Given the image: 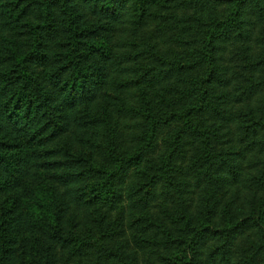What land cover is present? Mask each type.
Listing matches in <instances>:
<instances>
[{
  "label": "trees",
  "instance_id": "trees-1",
  "mask_svg": "<svg viewBox=\"0 0 264 264\" xmlns=\"http://www.w3.org/2000/svg\"><path fill=\"white\" fill-rule=\"evenodd\" d=\"M173 2L171 15L183 19L187 34L176 54L156 49L153 38L111 43L94 25L99 18L107 30L138 32L159 19L153 8L165 1L0 0V18L31 33L24 70L53 65L48 52L58 36L64 50L45 90L27 72L0 83V135L11 145L0 152V191L12 203L0 225V264H56L50 245L42 250L31 241L39 233L72 248L63 264H264V0L194 2L183 6L190 19ZM230 44L241 48L226 65ZM115 48L122 50L118 62ZM51 88L66 105L64 127L46 95ZM102 88L121 92L116 123L103 119L111 113L100 117ZM122 120L124 129L116 126ZM64 134L80 153L72 160L48 147ZM48 179L62 190L56 213L53 191L32 189ZM32 201L38 204L29 209ZM72 208L117 211L122 220L128 212L143 260L104 245L101 235L65 234L61 223ZM97 223L114 230L106 216ZM21 228L31 234L25 254L14 233Z\"/></svg>",
  "mask_w": 264,
  "mask_h": 264
},
{
  "label": "rangeland",
  "instance_id": "rangeland-1",
  "mask_svg": "<svg viewBox=\"0 0 264 264\" xmlns=\"http://www.w3.org/2000/svg\"><path fill=\"white\" fill-rule=\"evenodd\" d=\"M165 1V7L158 6V8H153V12L157 13V15H160L159 19L149 22V25L145 29H142L138 32H131L126 35H122V33H119L118 30L112 31L114 27H108V30L104 28L106 26V23L104 20L95 18V26L102 27L101 33L104 35H109L111 43L114 40V43H129L130 41H137L138 43H144L146 39L149 41L150 39H155L156 49H159L160 51H165L167 53L176 54L180 51H182V47L179 45L178 40H181L185 36V31H183L182 27L184 25L183 19L180 18L177 20L176 17L172 16V8L174 7L175 0H161ZM202 0H180L177 3V5L182 7V10L180 9L179 12H181L182 16H186L190 19V17H193V13L189 10H183V6L191 3H198ZM4 2V1H3ZM128 6H132V3L128 4ZM41 15V10L39 11ZM9 16V13L6 14ZM39 15V14H35ZM94 26V27H95ZM108 31L107 33H105ZM30 32L28 31L27 27L25 25L21 26L20 24L8 20L7 18H0V83L1 88H3L5 85H9L8 83H13L16 76H20L22 72L24 73H30V75L34 78H36L38 81H40V89L45 90L47 85H45V81L47 78V74L50 73V71H55L57 67L62 66L63 62L60 61V54L63 53V38L61 36L57 37V40H54L50 44V50L49 55L51 56L53 61V65L49 66L48 63H41V64H31L28 63L27 69H23L24 62H22V59L27 58L28 54L30 53V46H31V39ZM187 36V34H186ZM191 36V34H190ZM189 36V38H190ZM33 40V39H32ZM116 41V42H115ZM150 42V41H149ZM161 43V46H160ZM161 47V48H160ZM118 48V47H117ZM115 48L113 51V57L114 61H119V54L122 53V50ZM241 48L240 45H228L227 49L222 55V58L226 61V65L232 59L231 57L238 55V50ZM136 49V48H133ZM132 49V51H133ZM163 49V50H161ZM188 47L184 49L186 51ZM140 51H138L139 54ZM183 52V51H182ZM238 52V53H237ZM135 53V51H134ZM237 53V54H235ZM235 54V55H233ZM233 55V56H231ZM119 56V57H118ZM56 61V62H55ZM70 75H68L69 77ZM69 82V79L66 81ZM149 93L152 95V97L155 95L156 91H159L158 87H154L150 90H148ZM101 95L99 99H97V107L99 110L102 111L100 114V117L103 116V112L111 113L112 119H108L106 116H103V119L106 122H110L111 120L113 123H116V119L120 117V114H118V104H121L118 100V98H121V92L115 90V89H105L102 88L100 91ZM99 92V93H100ZM56 93V95H55ZM49 101H51V104L53 107L57 110V117L60 119L57 121V127H64L65 125L69 124V121L67 117L64 115V112H66L67 108L66 105L63 103L62 98H60L58 91L54 88L50 90V92H47ZM116 126L123 127L121 129H124L125 127V121H120V124H116ZM68 144V134H64L58 139L51 140L48 144V147L52 151H56L57 153H60V150H62V155L65 156L66 159L72 160L73 155H79L80 153L76 150H73ZM11 145L7 139H5L2 135H0V152H7L9 151ZM75 147L77 149L84 150L83 152L86 153V149L83 148V145L80 143H75ZM103 154V153H102ZM102 160V159H100ZM148 164H145V167H147ZM144 167V169H145ZM143 168V167H142ZM53 184L51 183L50 179L44 181L43 183H34L32 186V189L34 192L42 195H49L50 192L53 191V203L50 205V209L53 212H57L59 208V193L62 192L61 189L58 188V185L55 186V189L52 190ZM30 203V202H29ZM38 204V201H35L31 203V206L29 209H33L34 206ZM62 205V204H61ZM12 207V203L10 204L9 200V193L0 191V225L6 221V216L3 214V211L5 208ZM61 208V207H60ZM19 210V209H18ZM119 212H99V211H77L76 209L69 210V213L65 216L63 219L61 226L62 231L65 234H68V236H76L83 238L87 235L91 236L93 239H98L97 236L101 235L102 237V243L104 245L113 243L114 248L118 249L122 252L125 256H131V255H138L139 258L143 260L142 253L139 252L137 249L136 251V245L135 241L132 240V236H129L130 230L127 226L128 221L130 222V218L128 217V212H125V217L122 220V216L118 214ZM135 215H138V213H133ZM107 217V223L113 221L115 224L114 230H109L108 228H105L104 230H99L98 228V221L100 217ZM132 216V215H131ZM122 220V221H121ZM16 230V229H15ZM134 231V230H133ZM16 245L18 248L19 244V252L21 253L22 247H24V254L29 253V250L31 249V246L29 245V242L25 239L26 236H30L28 231L22 230V228L16 232ZM13 233V236L15 234ZM111 233V234H110ZM137 234V232H134ZM110 234V236H109ZM111 237V238H109ZM37 238V241H36ZM31 241H36V243L40 244L41 247L39 249L44 250L45 246L51 247V253L53 254L56 252V264H63V262H67L71 258V255L73 254L68 253L72 252L71 247H67V250H62L58 243L53 242L49 239H46L45 236H43V233L35 234L32 237H30ZM48 240V241H47ZM111 240V241H110ZM24 242V243H23ZM41 256H48V253H44L42 251ZM22 256H19L18 262L21 260ZM49 257V256H48ZM70 257V258H69ZM75 260V259H74ZM88 261L89 258H86ZM141 264V262H139Z\"/></svg>",
  "mask_w": 264,
  "mask_h": 264
}]
</instances>
